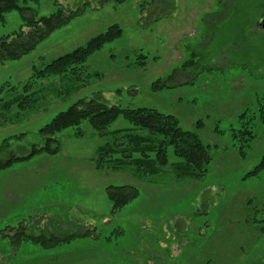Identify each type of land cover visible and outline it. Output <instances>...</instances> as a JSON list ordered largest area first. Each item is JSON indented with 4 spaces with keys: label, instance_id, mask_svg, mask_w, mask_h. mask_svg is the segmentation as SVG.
Here are the masks:
<instances>
[{
    "label": "rangeland",
    "instance_id": "obj_1",
    "mask_svg": "<svg viewBox=\"0 0 264 264\" xmlns=\"http://www.w3.org/2000/svg\"><path fill=\"white\" fill-rule=\"evenodd\" d=\"M150 1L20 0L36 18L59 8L81 14L31 52L0 63V145L8 142L0 159L10 150L41 146L39 130L57 113L96 98L120 108H151L195 130L210 146L206 173L181 174L184 162L169 145L165 166L152 151L149 167L135 163L139 154L134 161L122 158L129 136L154 149L162 141L122 116L104 136L87 122L63 129L54 136L55 154L0 169V264H264V170L246 177L264 154V28L255 26L264 0H171L174 8L161 5L167 16L157 21L147 16ZM112 25L122 35L76 75L35 78L34 69ZM19 29L27 30L22 15L6 13L0 37ZM158 79L165 87L151 90ZM27 95L32 101L21 110ZM241 112L252 131L244 155L241 141L231 137ZM101 148L114 153L98 163ZM123 185L136 187L138 195L112 211L107 188ZM30 236L54 244L42 246Z\"/></svg>",
    "mask_w": 264,
    "mask_h": 264
},
{
    "label": "trees",
    "instance_id": "obj_2",
    "mask_svg": "<svg viewBox=\"0 0 264 264\" xmlns=\"http://www.w3.org/2000/svg\"><path fill=\"white\" fill-rule=\"evenodd\" d=\"M24 1L37 3L38 0ZM108 1L120 3L123 0H100L101 3ZM242 2L243 0H239L236 4L241 5ZM167 4L170 10L174 8L171 0H151L146 6L147 9L149 8L146 11L149 20L157 21L166 17L167 15L162 12L161 9L158 11V8L161 7V5L167 6ZM27 10L28 8L26 6L20 4V0H0V21L4 20V15L6 13L16 11L22 15L24 26L27 28L26 31L19 29L11 36L5 35L0 37V63L19 59L23 55L31 52L50 34L66 26L73 18L81 14V10L65 13L62 8H59L49 16L36 18L33 15H27ZM261 17L263 16H260V18ZM257 24L258 23H255L256 27ZM121 35L122 29L117 25H112L105 32L91 38L84 46L77 47L51 60L41 69H34V76L37 79H44L49 76L66 73L76 75V70L79 69L86 60L100 51L105 44L119 38ZM190 62L191 60L185 61L184 64L187 65ZM162 87H165L164 81L158 79L151 84L150 88L156 91ZM24 91L28 92V88H24ZM30 99L28 95L25 96L23 100L18 103L19 109L24 110L28 108L32 101ZM119 116L125 118L136 128L147 130L150 134L162 137V141L157 148L154 149V147L151 146H140L141 143H146L144 142V138L136 135L129 136V143H126L125 148L121 150L122 158H130L134 161L136 158H134L133 155L139 154L140 157L137 158L138 160H135V163L140 167H149L151 164L147 159V152L152 151L155 152V161L158 165L165 166L167 164L165 146L169 145L172 147L174 155L181 158L184 162V165L182 164L178 167L182 171H180L181 174L200 177L206 173L212 159L210 155V146L201 141L195 130H184L179 126L174 116L160 113L151 108H120L115 105H108L105 101L96 98L90 100L79 99L65 110L57 113L49 123L39 130V135L43 140L41 146L33 145L29 150H10L8 158L3 160L0 159V169L6 168L17 161L31 159L43 152L55 154L59 150L58 141L54 138L55 134L66 128H78L82 122H87L91 129L99 136H104L108 132L110 125ZM245 117L246 114L244 112L239 113L238 121L240 122V126L237 129H233L231 136L234 140L241 141L238 147L240 153H242L241 155L245 154L243 150L244 143L252 137L251 127L247 125L249 121H244ZM201 126V122H198L196 124V129L198 130ZM76 135L81 136L82 133L78 131ZM7 145V141L0 145V153L7 149ZM101 151L103 154L99 153L98 163H103L108 157L110 159V156L114 153L113 148L108 149V151L105 148H101ZM126 152L127 154H124ZM262 170H264V154L254 169L246 174V177L255 176ZM106 194L108 199L112 202V211H116L134 199L138 195V190L136 187L130 185L110 186L107 188ZM22 235L24 236L23 232H20V236ZM30 238L36 243H40L42 246L51 247L54 244H46L47 240L44 236H30ZM61 241H67V239H60L57 242Z\"/></svg>",
    "mask_w": 264,
    "mask_h": 264
},
{
    "label": "water",
    "instance_id": "obj_3",
    "mask_svg": "<svg viewBox=\"0 0 264 264\" xmlns=\"http://www.w3.org/2000/svg\"><path fill=\"white\" fill-rule=\"evenodd\" d=\"M262 22H263V23H262ZM257 26H258L259 28H264V20L261 21V23H258Z\"/></svg>",
    "mask_w": 264,
    "mask_h": 264
},
{
    "label": "flooded vegetation",
    "instance_id": "obj_4",
    "mask_svg": "<svg viewBox=\"0 0 264 264\" xmlns=\"http://www.w3.org/2000/svg\"><path fill=\"white\" fill-rule=\"evenodd\" d=\"M263 18H264V16H263V17H261V18H259V19L257 20V23H258V22H260V20H261V19H263Z\"/></svg>",
    "mask_w": 264,
    "mask_h": 264
}]
</instances>
